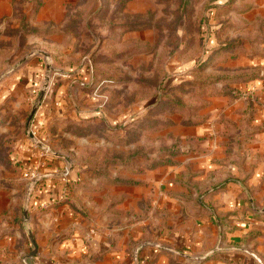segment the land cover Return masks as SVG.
<instances>
[{"label": "rangeland", "instance_id": "374dc122", "mask_svg": "<svg viewBox=\"0 0 264 264\" xmlns=\"http://www.w3.org/2000/svg\"><path fill=\"white\" fill-rule=\"evenodd\" d=\"M224 1L0 0V191L17 198L19 224L34 178L11 158L17 142H40L64 160L65 172L77 170L66 202L88 220L84 193L112 182L113 168L138 173L149 161L166 159L162 151L169 159L173 135L151 134L171 127L175 115L191 121L216 91H230L252 73H242L238 57L264 43V13H253L258 0ZM26 68L37 70L38 81L28 92L13 84ZM9 86L20 88L6 94ZM164 102L171 108L154 109ZM43 104L49 119L39 127L34 119ZM5 232L0 240L13 241ZM32 247L25 261L23 254L9 261L0 252V264L29 263Z\"/></svg>", "mask_w": 264, "mask_h": 264}, {"label": "crops", "instance_id": "0c3cea01", "mask_svg": "<svg viewBox=\"0 0 264 264\" xmlns=\"http://www.w3.org/2000/svg\"><path fill=\"white\" fill-rule=\"evenodd\" d=\"M253 13H264V0ZM258 50L238 57L252 78L209 97L191 122L175 115L171 127L151 134L173 135L170 162L138 173L113 168L112 182L105 178L100 192L82 195L91 219L64 201L63 187L78 179L77 170L65 172L63 159L28 139L17 142L11 158L34 180L21 224L17 198L0 191V230L13 234L11 242L0 240V252L25 261L30 230L36 254L23 264H264V43ZM31 73L16 72L13 84L37 89ZM41 106L39 127L49 119Z\"/></svg>", "mask_w": 264, "mask_h": 264}, {"label": "trees", "instance_id": "16d2710c", "mask_svg": "<svg viewBox=\"0 0 264 264\" xmlns=\"http://www.w3.org/2000/svg\"><path fill=\"white\" fill-rule=\"evenodd\" d=\"M219 1H221V2H219V3H223V2H225L224 0H219ZM36 74H37V70H34V72L32 71V75H31V81H32V84H34L36 81H35V78H36ZM255 75V72H252V73H249L248 75H242V81L243 80H248L249 78H252L253 76ZM163 89V93H165L168 89H166V87H163L162 88ZM229 91H225V90H218V91H216L215 93H217V94H224V93H228ZM173 104L174 105H177V102L176 101H174L173 102ZM156 105V104H155ZM171 105V104H170ZM167 107H169V108H171L170 106H169V104H167L166 102H164V103H160V104H158L156 107H154V109L156 110V108H157V110L158 109H161V108H164V109H166ZM151 112H152V109H149V110H144V111H142L137 117H143V116H148L149 114H151ZM131 120H134V119H131ZM191 122V121H190ZM111 123V122H110ZM147 123H149V126H153V125H155L156 123H154V122H146V124ZM168 124V122L166 121V122H160V123H158L157 125L158 126H161V127H165L166 125ZM115 126H122V125H120V124H116ZM174 154H176V151H174L173 153H171L170 155H174ZM171 160L170 159H164V160H159V161H153V162H149L148 164H146V167H151V166H154V165H157V164H163V163H168V162H170ZM41 179V178H40ZM43 179H41V180H39V181H37V183H39L40 181H42ZM76 182V180H73V181H67L66 183H65V185H64V189L66 190L67 189V191H70L71 189H74V188H72L73 187V183H75ZM125 182H127V183H129V181H125ZM76 184V183H75ZM64 201H66V199H64ZM29 205V204H28ZM72 208V207H71ZM73 210H74V212H76V213H78L77 211H76V209H74V208H72ZM139 263V262H138Z\"/></svg>", "mask_w": 264, "mask_h": 264}, {"label": "water", "instance_id": "95a60500", "mask_svg": "<svg viewBox=\"0 0 264 264\" xmlns=\"http://www.w3.org/2000/svg\"><path fill=\"white\" fill-rule=\"evenodd\" d=\"M43 95H44V91L43 90H40L39 91V94L36 97L35 103H34L32 109H31V111L29 113V116H28V119H27V126L30 124V121H31L34 113L36 112L39 104L41 103V100H42ZM36 145L38 147H40L41 149H43V150L49 151L50 153H54V154L56 153V152L52 151L51 149H49L48 147L42 145L40 142H37ZM40 178L41 177H37L36 180H38ZM30 190H31V185L28 188V191H27L28 194L30 193ZM23 217H24V219H27L28 218L27 207H24ZM28 237H29L30 243L33 245V249L31 250L29 256H34L36 254V247H35V243H34V238H33L32 232L30 230L28 231Z\"/></svg>", "mask_w": 264, "mask_h": 264}]
</instances>
